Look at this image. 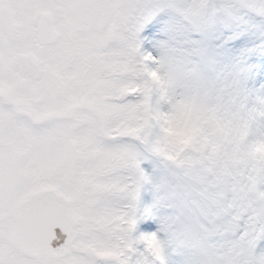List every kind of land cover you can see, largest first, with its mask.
Returning <instances> with one entry per match:
<instances>
[{
    "label": "snow or ice",
    "instance_id": "snow-or-ice-1",
    "mask_svg": "<svg viewBox=\"0 0 264 264\" xmlns=\"http://www.w3.org/2000/svg\"><path fill=\"white\" fill-rule=\"evenodd\" d=\"M0 264H264V0H0Z\"/></svg>",
    "mask_w": 264,
    "mask_h": 264
}]
</instances>
